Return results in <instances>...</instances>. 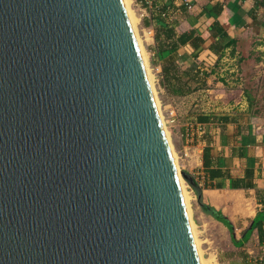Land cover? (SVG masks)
<instances>
[{"label":"water","instance_id":"obj_1","mask_svg":"<svg viewBox=\"0 0 264 264\" xmlns=\"http://www.w3.org/2000/svg\"><path fill=\"white\" fill-rule=\"evenodd\" d=\"M124 0H0V264H201Z\"/></svg>","mask_w":264,"mask_h":264},{"label":"crops","instance_id":"obj_2","mask_svg":"<svg viewBox=\"0 0 264 264\" xmlns=\"http://www.w3.org/2000/svg\"><path fill=\"white\" fill-rule=\"evenodd\" d=\"M188 1L193 4L191 10L182 0H154L156 10L137 5L139 21L141 29L152 32L147 50L164 105H173L178 113L179 124L172 128L176 145L179 149L190 145L193 152L186 171L195 175L202 188L198 200L205 204L215 200L221 212L239 224L241 235L235 234L239 241L264 208V116L252 114L244 94L220 112L198 114L191 103L194 93H213L228 84L227 77L237 71L242 56L264 50V0ZM160 9L170 11L174 25L161 16ZM192 30L193 42L179 44L178 35ZM232 39L239 41L228 45ZM219 64L224 67L215 73ZM189 131L192 138L187 137ZM199 204V217L212 222L213 215ZM245 215L249 218L242 226ZM251 239L264 249L257 229ZM263 256L258 264H264Z\"/></svg>","mask_w":264,"mask_h":264},{"label":"rangeland","instance_id":"obj_3","mask_svg":"<svg viewBox=\"0 0 264 264\" xmlns=\"http://www.w3.org/2000/svg\"><path fill=\"white\" fill-rule=\"evenodd\" d=\"M129 3L136 19V30L138 33V37L140 38L143 49L146 51L148 68L153 77L155 97L158 106L160 107V111L164 117V121L169 133L168 135L170 137L169 140L171 142L173 150L176 152L177 165L180 167L179 171L181 172L182 170H184L181 168L183 162L182 159L178 157V152L182 151V148L184 146L181 149L177 147L172 131V128L179 124V117L178 115L175 116V118L177 117V122H168L167 124V121L169 120L170 108H167L164 105V100L160 94L159 84L155 76V72L150 64L147 50V37L150 34L146 35V33L141 29L136 3H134L133 0H130ZM245 57L247 58L246 61H237V71H234V73H230L231 75L227 77L229 79L228 84L226 82L224 83V85L222 84L216 88L221 92L215 91L213 93H209L200 91L193 94L194 101L191 103V105L193 106L192 108L194 109L195 113L203 114L225 111L228 107L227 105L229 102H235L239 97H242V94L246 95V83H251L252 81L253 87L250 93L251 96H254L256 100L255 108L260 110V116H264V50L253 52V54ZM219 66L224 67L223 64L217 65L215 73L221 70ZM220 93H224L221 99L215 97V95H218ZM181 178L184 180L185 189L189 195L191 216L194 222L196 237L200 245L204 264H258V262L261 261V258L264 255V249H262L254 239H251L241 247L238 243L235 242V239L232 238L230 228L225 225L223 221L218 220L215 216L211 217L213 218L211 219L212 222H207V220H205L204 218L199 217L200 200H198L197 191L182 175ZM208 204H210V206L212 207H215L216 209L220 208L219 211H221L222 207H219L218 203H216L215 200L211 201V199H209ZM210 216L211 215L209 214V217ZM226 216L228 215L226 214ZM248 218L249 215L242 216V226H244ZM231 222L234 226L235 234L237 235V237H240L241 230L240 228H238L239 224L235 223V225L233 221Z\"/></svg>","mask_w":264,"mask_h":264},{"label":"trees","instance_id":"obj_4","mask_svg":"<svg viewBox=\"0 0 264 264\" xmlns=\"http://www.w3.org/2000/svg\"><path fill=\"white\" fill-rule=\"evenodd\" d=\"M170 31V30H169ZM195 32L192 30L190 32H182L178 35V43L179 44H184L186 42H193V37H194ZM197 39H201V38H197ZM239 40L238 39H232L228 45H236L237 42ZM247 58L242 56L240 58L239 61H246ZM253 82H247L246 83V88H245V93L247 95V97L249 98V106H250V111L252 112V114L254 115H259L260 114V110L255 108V103L256 100L254 98V96H251L250 91L252 90L253 87ZM201 206L202 208L212 214L213 216H215L218 220L223 221L225 225H227L230 228V233L232 234V238L235 239V242L239 244V246H243L251 237V234L253 232L254 229L258 230V235H259V239L260 242L264 241V227H263V223H264V208L262 209V211L258 212L256 214V216L254 217L253 221L250 223V227L247 231L246 234H244L242 236L241 240H237L235 237V232H234V226L232 224V222L230 221V219L224 215L221 211L217 210L216 208L205 204L203 201L200 200Z\"/></svg>","mask_w":264,"mask_h":264},{"label":"built area","instance_id":"obj_5","mask_svg":"<svg viewBox=\"0 0 264 264\" xmlns=\"http://www.w3.org/2000/svg\"><path fill=\"white\" fill-rule=\"evenodd\" d=\"M182 1L184 2V4L187 6V8L189 10H191L193 8V4L190 3L188 0H182ZM133 2L136 3V5L141 6L144 10H146V9H149V10L158 9L157 6L154 3V0H135V1L133 0ZM159 13L161 14V16H163L165 18H168V21H170V24H173V25L175 24L174 16L170 13V11L168 9L167 10L166 9H163V10L160 9ZM142 30L146 33V35H148L149 33H152L150 31V29L144 28ZM177 115H178L177 110L172 105L170 107V110H169V120L167 121V124H168V122L169 123L177 122L176 121L177 117L175 118V116H177ZM198 130L202 131L203 130L202 126H198ZM192 135H193L192 132L189 131L188 134H187V137L188 138H192ZM179 152H178V157L180 159H182V162H183V164L181 165V168L186 170L187 166L190 165L189 164L190 160L193 158V152L191 151L190 145H185L182 148V151H179ZM179 170H180V167H179ZM194 177H195V175H194Z\"/></svg>","mask_w":264,"mask_h":264},{"label":"bare ground","instance_id":"obj_6","mask_svg":"<svg viewBox=\"0 0 264 264\" xmlns=\"http://www.w3.org/2000/svg\"><path fill=\"white\" fill-rule=\"evenodd\" d=\"M125 2V5H126V8H127V11H128V15L130 17V20H131V23L133 25V28H134V31H135V34H136V37H137V40H138V44H139V47H140V51H141V54H142V58H143V61H144V64H145V67H146V71H147V74H148V78H149V81H150V84L152 86V89H153V92H154V88H153V77H152V74L150 73V70L148 68V64H147V57H146V51L143 49L142 47V43L140 41V38L138 37V33H137V30H136V19H135V16L130 8V0H124ZM155 95V93H154ZM156 98V97H155ZM157 102V100H156ZM158 105V103H157ZM158 109H159V112H160V115H161V118H162V121H163V124H164V128L166 130V133H167V136H168V139H170L169 137V133H168V130H167V127H166V123L164 121V117L160 111V107L158 106ZM171 143V142H170ZM172 146V145H171ZM173 149V148H172ZM173 154H174V158H175V161H176V164H177V158H176V152L173 150ZM177 167H179L177 165ZM179 170V168H178ZM180 182H181V186H182V191H183V195H184V199H185V203H186V207H187V210H188V215H189V218H190V222H191V227H192V231H193V234H194V238H195V242H196V246H197V249H198V253H199V256H200V261H201V264H204V259L202 258V252H201V249H200V245H199V242H198V239L196 237V231H195V226H194V222L192 220V216H191V211H190V205H189V195L185 189V184H184V180L181 178L180 176Z\"/></svg>","mask_w":264,"mask_h":264}]
</instances>
